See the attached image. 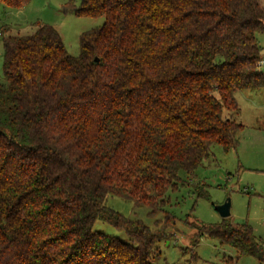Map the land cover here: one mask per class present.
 <instances>
[{
	"label": "trees",
	"instance_id": "trees-1",
	"mask_svg": "<svg viewBox=\"0 0 264 264\" xmlns=\"http://www.w3.org/2000/svg\"><path fill=\"white\" fill-rule=\"evenodd\" d=\"M63 11L105 18L80 35L77 56L50 25L34 23L25 36L0 29V264H153L164 234L106 198L155 213L181 171L192 174L214 145L236 149L244 126L235 93L264 86L255 67L264 4L68 0ZM97 219L130 242L92 231ZM174 220L165 214V224ZM190 226L196 239L264 264V240L250 226L228 218Z\"/></svg>",
	"mask_w": 264,
	"mask_h": 264
},
{
	"label": "rangeland",
	"instance_id": "rangeland-1",
	"mask_svg": "<svg viewBox=\"0 0 264 264\" xmlns=\"http://www.w3.org/2000/svg\"><path fill=\"white\" fill-rule=\"evenodd\" d=\"M260 1L264 4V0ZM67 2L29 0L21 8L0 4V29L7 28L9 35L25 36L33 32L34 23L50 25L59 33L66 51L77 56L80 35L102 27L105 18L78 17L73 13H65L63 8ZM73 2L78 7L81 0ZM257 42L264 56V32L257 35ZM2 54L0 37V78L3 75ZM239 101V121L244 127L238 134L236 149L225 153L220 146L214 145L210 149V156L192 174L181 171L179 176L182 182L176 190L168 191L169 203L161 210L150 213L148 207L134 206L131 201L121 197L106 198L108 208L131 220L141 221L153 232L164 234L155 243L160 258L155 259L153 264H228L229 258L236 257V264H261L250 256L238 257L229 246L220 245L210 237L196 239V229L190 226L219 223L221 218L215 207L229 198L230 222L250 226L254 235L264 240V130L254 128L260 112L264 121V105L253 109L241 98ZM195 187L206 191L207 198L197 197ZM166 213L175 217L174 222L165 224ZM92 231L130 242L124 230L101 219L94 222ZM195 241L197 243L194 245Z\"/></svg>",
	"mask_w": 264,
	"mask_h": 264
},
{
	"label": "crops",
	"instance_id": "crops-1",
	"mask_svg": "<svg viewBox=\"0 0 264 264\" xmlns=\"http://www.w3.org/2000/svg\"><path fill=\"white\" fill-rule=\"evenodd\" d=\"M262 74L264 75L263 72H262ZM240 98L242 100H244L245 104L251 106L253 109H256L258 106L264 105V86L261 88H258V89H247V90H242V91H238L235 93V99H236L238 107H239V113L236 116V120L238 122H240L239 116L241 114V104L239 101ZM261 114H262L261 112H260V114H257L259 116L256 118V126L254 127L257 130L258 129L264 130V121L262 120ZM241 132L242 131H240V133ZM238 134H239V132H238ZM238 134H237V141H238Z\"/></svg>",
	"mask_w": 264,
	"mask_h": 264
},
{
	"label": "water",
	"instance_id": "water-1",
	"mask_svg": "<svg viewBox=\"0 0 264 264\" xmlns=\"http://www.w3.org/2000/svg\"><path fill=\"white\" fill-rule=\"evenodd\" d=\"M231 202L228 199L224 203L215 207V210L219 214L221 219H227L230 215Z\"/></svg>",
	"mask_w": 264,
	"mask_h": 264
},
{
	"label": "built area",
	"instance_id": "built-area-1",
	"mask_svg": "<svg viewBox=\"0 0 264 264\" xmlns=\"http://www.w3.org/2000/svg\"><path fill=\"white\" fill-rule=\"evenodd\" d=\"M255 67L257 71L262 72V70L264 69V57H262L256 62Z\"/></svg>",
	"mask_w": 264,
	"mask_h": 264
}]
</instances>
